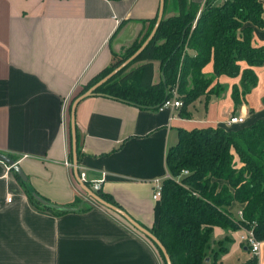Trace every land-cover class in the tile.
Instances as JSON below:
<instances>
[{"label": "crops", "instance_id": "1", "mask_svg": "<svg viewBox=\"0 0 264 264\" xmlns=\"http://www.w3.org/2000/svg\"><path fill=\"white\" fill-rule=\"evenodd\" d=\"M158 1L0 0V153L25 178L0 162V264H162L151 243L91 201L64 164L71 163L72 100L112 64V55L144 32ZM204 2L164 0L162 18L191 6L197 16ZM262 8L263 27H251L255 48L264 46V2ZM149 63V83L155 85L161 81L160 67ZM239 68L246 65L241 62ZM252 71L256 84L237 105L231 89L239 87V76L214 78V93L177 109L139 107L99 93L82 98L73 113L77 169L85 172L88 185L103 173L100 192L144 229L155 226L158 202L151 200V181L167 174L165 155L178 130L229 129L236 126L224 125L231 114L242 115L244 124L264 117V64ZM201 73L211 78V63ZM28 193L74 211L55 217L34 205ZM80 206L91 209L81 213ZM241 208L231 204L228 211L233 215ZM241 235L212 229L211 242L226 249L217 264L236 250L242 255L237 264L249 260ZM255 264H264V241Z\"/></svg>", "mask_w": 264, "mask_h": 264}, {"label": "trees", "instance_id": "2", "mask_svg": "<svg viewBox=\"0 0 264 264\" xmlns=\"http://www.w3.org/2000/svg\"><path fill=\"white\" fill-rule=\"evenodd\" d=\"M217 1L205 0L197 16L191 6L183 14L162 18L152 40L126 67L139 61L147 63L124 75L126 67L123 68L94 93L157 109L176 83L178 93L182 94V108L200 95L214 93L215 89L209 88L214 78L239 76V87L231 89L233 104H239L240 96L256 84L252 68L264 64V46L255 48L251 44V27H263L264 0ZM155 18L148 24L153 26ZM187 50L194 55L189 56ZM125 60L113 61L82 90ZM152 61L158 62L161 71V81L155 85L149 83ZM241 62L246 65L243 70L239 68ZM208 63H211V78L201 73ZM76 160L78 163L77 136ZM165 165L169 177L162 181L157 222L146 230L163 247L170 264H217L226 249L220 246L216 252L211 249V233L213 228L238 230L228 211L231 204L242 205L241 224L247 227L246 223L254 222L255 239L264 241V117L229 129L220 126L179 129L176 143L166 152ZM95 193L117 207L100 190ZM28 199L55 217L74 211L60 210L48 203L41 205L30 193ZM79 202L75 199L74 205L78 206ZM90 209L80 206L78 212ZM151 245L165 264L159 249ZM255 263V259H250L241 264Z\"/></svg>", "mask_w": 264, "mask_h": 264}, {"label": "water", "instance_id": "3", "mask_svg": "<svg viewBox=\"0 0 264 264\" xmlns=\"http://www.w3.org/2000/svg\"><path fill=\"white\" fill-rule=\"evenodd\" d=\"M163 4L164 0L158 1V9L156 13V18L154 21V24L146 37V39L142 42V44L139 46V48L131 55L129 56L125 61L120 63L116 68H114L109 74H107L105 77L100 79L98 82H96L94 85H92L90 88L86 89L82 93L78 94L71 102L70 104V120H69V131H70V153H71V164H72V170H73V176L75 181L77 182L79 188L88 196V198L93 201L96 205L99 207L115 214L119 218H121L127 225H129L133 230L141 234L143 237H145L147 240H149L151 243H153L161 252L165 264H170L169 259L166 255L165 250L163 247L159 244V242L143 227L135 223L131 218H129L121 209L108 204L101 200L99 196L91 191L83 182H81L77 175V160H76V134H75V125H74V108L75 105L79 100H81L84 97L90 96L94 94V91L96 88L103 85L105 82H107L111 77H113L115 74H117L119 71H121L123 68H125L129 63H131L148 45V43L152 40L154 37V34L160 24L161 18H162V12H163ZM0 162L6 164L9 166L13 172L22 180H24V176L19 169V167L13 162L12 159H10L8 156L0 153ZM37 201V200H36ZM41 205H46L44 202L37 201ZM60 210H64L63 208H58ZM207 262V260H206Z\"/></svg>", "mask_w": 264, "mask_h": 264}, {"label": "built area", "instance_id": "4", "mask_svg": "<svg viewBox=\"0 0 264 264\" xmlns=\"http://www.w3.org/2000/svg\"><path fill=\"white\" fill-rule=\"evenodd\" d=\"M181 100L177 94L176 89H172L169 92V95L163 99V101L160 103V105L157 107V110H162L165 108L168 109H177L181 107ZM244 122V118L242 115H229L225 121L224 125L229 127L232 125H239ZM64 164L70 168H72V164L70 162H64ZM10 168L9 166H7ZM185 174V172H183ZM77 175L81 182L87 183V178L85 175V172L83 170L77 169ZM104 174L101 173L100 177L96 179L89 180V189L93 192L98 191L100 189V183L103 179ZM169 175L165 174L162 178H155L151 181V200L154 202H158L160 199L161 194V186L162 181L165 178H168ZM6 202H10V198H6ZM233 219L238 226V230L242 232V235L239 237V242L247 248L249 255L255 259L258 258L259 255V249L262 241H258L255 239L253 235V228L255 226L254 222L246 223L247 227H244L241 223H243L242 219V208L238 209L233 214Z\"/></svg>", "mask_w": 264, "mask_h": 264}, {"label": "rangeland", "instance_id": "5", "mask_svg": "<svg viewBox=\"0 0 264 264\" xmlns=\"http://www.w3.org/2000/svg\"><path fill=\"white\" fill-rule=\"evenodd\" d=\"M223 0H218L216 3H220L222 2ZM152 27V25H147V27L145 28L144 32L141 33L128 47L124 48L120 53L118 54H115L114 55V60L113 61H117V60H121V59H127V55L133 51L135 49V47L137 45H141V40L143 39V36L146 34V32H148V30ZM139 62H136L134 64H131L129 65L128 67L125 68L124 72L122 73V75L126 74L128 71H130L131 69L134 68L135 65H138ZM117 67V66H116ZM115 67V68H116ZM98 82V81H97ZM94 85V84H93ZM215 86H210L209 88H212V90L214 89ZM90 88V87H89ZM83 89V88H82ZM88 89V88H87ZM172 89H176L177 91V85L176 83L173 85V88H170V90ZM86 89L82 90L81 93L83 91H85ZM207 90V89H206ZM206 90H205V93H206ZM177 94L179 96V98L182 97V94H179L178 91H177ZM216 243H212L211 242V249L213 251H217L218 250V247H219V244H217V240H215ZM241 253L239 250H236V251H230V253L227 255V257H225L224 260L221 261V264H237L240 260H241ZM248 259H254L252 258L250 255L248 257Z\"/></svg>", "mask_w": 264, "mask_h": 264}]
</instances>
